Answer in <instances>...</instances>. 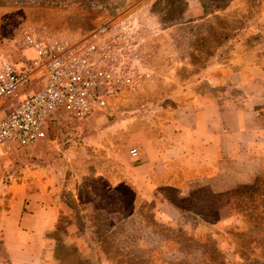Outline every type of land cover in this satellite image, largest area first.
<instances>
[{"label":"rangeland","instance_id":"obj_1","mask_svg":"<svg viewBox=\"0 0 264 264\" xmlns=\"http://www.w3.org/2000/svg\"><path fill=\"white\" fill-rule=\"evenodd\" d=\"M130 15L152 70L141 87L89 119L58 114L34 146L0 148V264H264V162L204 179L160 163L138 188L123 180L137 133L164 122L185 79L218 50L264 41V0H0V40Z\"/></svg>","mask_w":264,"mask_h":264},{"label":"built area","instance_id":"obj_2","mask_svg":"<svg viewBox=\"0 0 264 264\" xmlns=\"http://www.w3.org/2000/svg\"><path fill=\"white\" fill-rule=\"evenodd\" d=\"M145 46L132 15L77 35L26 27L15 39H1L0 148L34 146L58 114L85 119L138 90L152 71Z\"/></svg>","mask_w":264,"mask_h":264},{"label":"crops","instance_id":"obj_3","mask_svg":"<svg viewBox=\"0 0 264 264\" xmlns=\"http://www.w3.org/2000/svg\"><path fill=\"white\" fill-rule=\"evenodd\" d=\"M179 93L162 124L137 133V154L131 156L138 158L124 181L138 188L160 163L185 166L193 179H204L218 176L225 166L264 162V41L218 50L199 73L182 82ZM247 175L240 177L246 180ZM15 241L7 243L19 244Z\"/></svg>","mask_w":264,"mask_h":264},{"label":"trees","instance_id":"obj_4","mask_svg":"<svg viewBox=\"0 0 264 264\" xmlns=\"http://www.w3.org/2000/svg\"><path fill=\"white\" fill-rule=\"evenodd\" d=\"M51 123H52V121H51ZM51 123H50V125H49V130H50V127H51ZM49 132V131H48Z\"/></svg>","mask_w":264,"mask_h":264}]
</instances>
